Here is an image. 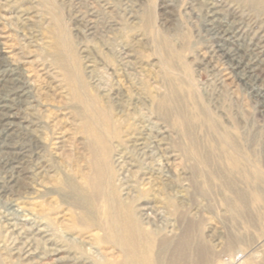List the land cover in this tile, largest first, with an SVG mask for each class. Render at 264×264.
I'll return each instance as SVG.
<instances>
[{
  "label": "rangeland",
  "instance_id": "rangeland-1",
  "mask_svg": "<svg viewBox=\"0 0 264 264\" xmlns=\"http://www.w3.org/2000/svg\"><path fill=\"white\" fill-rule=\"evenodd\" d=\"M209 10L263 84L251 0H0V264H264L263 102Z\"/></svg>",
  "mask_w": 264,
  "mask_h": 264
},
{
  "label": "bare ground",
  "instance_id": "bare-ground-1",
  "mask_svg": "<svg viewBox=\"0 0 264 264\" xmlns=\"http://www.w3.org/2000/svg\"><path fill=\"white\" fill-rule=\"evenodd\" d=\"M251 2L253 3V5L255 7H258L259 9L264 11V0H251ZM210 3H212V2H210ZM212 4H211V8L213 9ZM207 6H208V4H207ZM215 10H213V11L209 10L210 13L208 12L209 15L212 14L211 15L212 18L210 19L207 17L208 19L206 21L207 22L206 30L210 33H213L212 35L214 37L220 38V40L219 39H218V41L216 40L217 41V43H216L217 44V46H216L217 51H219L221 53V56L226 55V57L228 58L227 63L234 70L235 77L238 78L239 81L243 82L247 86V88L250 90V92L252 94H254L255 97H257L261 102H263L262 106H263V111H264V83L261 84V82L259 81L260 80V73L259 72L260 71L262 72L263 68H261V67L263 65L261 66V63H263V61L261 58H259L257 52H253L250 49H246L241 44H238L239 46H237L235 48H231V47L225 45L224 41H226V40H229V41L237 40L238 37L235 38L236 32H233L232 30H230V29H232L230 27H233L232 25H229L230 27L229 26L221 27L220 24H218V21L216 20L218 17L215 19V16H216ZM221 38H223V40ZM257 45H259V44H257ZM7 71H8V69L6 71L4 70L5 73L3 75L1 74V76H0V86H2V88H4L7 92L5 97L0 98V153L4 152L5 150H3V149L9 146V144L7 142L8 138L10 137L12 132L15 130V128H14L15 122L13 119L14 113L12 112V109H13L12 106L13 105L11 104L12 102L10 103V100L13 98H15V99L21 98L22 99V97L24 96V93H25V90L23 88L26 85V83L21 79L20 74H17V73H15V71H10V70H9L10 73L7 74L6 73ZM0 90H1V88H0ZM28 156H30V155H28ZM24 160H26V158H24ZM7 181L11 184H14L17 182V176L12 174L11 177ZM2 183H3V181H2ZM3 186H4V184L0 186L1 192L6 190L5 187H3ZM13 187H14V185H13ZM112 226L114 228H118V224H116L115 221L112 222ZM25 245H26V248L28 246H30V241ZM28 249H27V251H28Z\"/></svg>",
  "mask_w": 264,
  "mask_h": 264
}]
</instances>
